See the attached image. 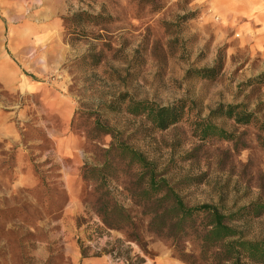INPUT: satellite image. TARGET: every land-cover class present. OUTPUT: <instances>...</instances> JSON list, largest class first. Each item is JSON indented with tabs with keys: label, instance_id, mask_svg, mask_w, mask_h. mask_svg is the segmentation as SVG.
I'll use <instances>...</instances> for the list:
<instances>
[{
	"label": "rangeland",
	"instance_id": "rangeland-1",
	"mask_svg": "<svg viewBox=\"0 0 264 264\" xmlns=\"http://www.w3.org/2000/svg\"><path fill=\"white\" fill-rule=\"evenodd\" d=\"M139 103L182 117L161 130ZM119 143L188 206L241 212L233 227L264 241V0H0V264H118L79 242L93 255L108 241L87 170L108 162L112 188L138 185ZM146 240L147 264H187Z\"/></svg>",
	"mask_w": 264,
	"mask_h": 264
},
{
	"label": "trees",
	"instance_id": "trees-1",
	"mask_svg": "<svg viewBox=\"0 0 264 264\" xmlns=\"http://www.w3.org/2000/svg\"><path fill=\"white\" fill-rule=\"evenodd\" d=\"M206 72L210 71H202ZM137 105L142 112H149L148 116L161 130L182 117L181 109L158 108L149 103ZM238 110L239 107L221 106L219 114L249 123L252 116ZM204 127V137L216 131L227 137L224 131L211 125ZM116 149L121 161H128L129 167H136L133 177L138 185L112 188L111 184L118 177L108 162L85 172V180L90 176L88 180H92L95 186L85 203L102 224L94 232L97 239L108 237V241L93 255H89V247L79 242L83 259L109 256L118 264H147V258L154 256L146 240L151 236L165 242L173 254L187 264H241L244 259L264 264V241L245 240L232 225L241 220V212L230 213V210L213 204L188 206L172 181L158 173L154 162L123 143H119ZM120 197L131 205L121 203ZM110 231H117L123 237L111 240ZM185 239L193 245L194 253H187L182 247ZM134 246L140 253H135Z\"/></svg>",
	"mask_w": 264,
	"mask_h": 264
}]
</instances>
